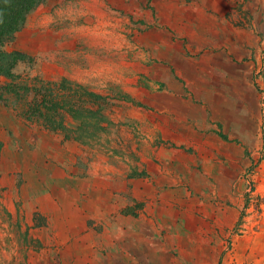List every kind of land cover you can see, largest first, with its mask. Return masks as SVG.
<instances>
[{
  "label": "rangeland",
  "instance_id": "rangeland-1",
  "mask_svg": "<svg viewBox=\"0 0 264 264\" xmlns=\"http://www.w3.org/2000/svg\"><path fill=\"white\" fill-rule=\"evenodd\" d=\"M188 19L196 35L235 30L262 94L259 156L245 186L229 187L244 200L225 251H214L217 264H240L234 241L264 231V0H42L32 9L2 48L20 58L0 76V264H135L126 226L141 196L125 190L140 186L123 179L155 158L158 49Z\"/></svg>",
  "mask_w": 264,
  "mask_h": 264
},
{
  "label": "crops",
  "instance_id": "crops-1",
  "mask_svg": "<svg viewBox=\"0 0 264 264\" xmlns=\"http://www.w3.org/2000/svg\"><path fill=\"white\" fill-rule=\"evenodd\" d=\"M172 26L158 49L155 158L142 164L140 178L123 179L140 186V193L125 190L131 199L141 196L139 219L126 226L129 249L135 264H217L214 254L225 251L222 239L238 221L235 203L244 200L229 187L245 186V171L262 145V94L254 62L238 54L245 46L234 29L196 35L189 19ZM257 169L264 171V159ZM202 233L206 240L197 241ZM253 233L232 244L236 262L264 264V231ZM154 249L155 259L141 253Z\"/></svg>",
  "mask_w": 264,
  "mask_h": 264
},
{
  "label": "trees",
  "instance_id": "trees-1",
  "mask_svg": "<svg viewBox=\"0 0 264 264\" xmlns=\"http://www.w3.org/2000/svg\"><path fill=\"white\" fill-rule=\"evenodd\" d=\"M42 0H0V76L9 75L20 58L17 52H5L3 46L12 41L24 24L27 14ZM1 155V145H0Z\"/></svg>",
  "mask_w": 264,
  "mask_h": 264
}]
</instances>
